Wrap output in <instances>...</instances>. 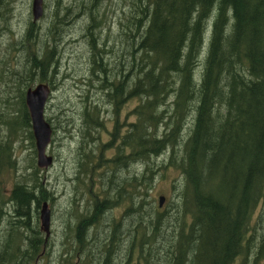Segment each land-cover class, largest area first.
Segmentation results:
<instances>
[{
    "label": "trees",
    "instance_id": "obj_1",
    "mask_svg": "<svg viewBox=\"0 0 264 264\" xmlns=\"http://www.w3.org/2000/svg\"><path fill=\"white\" fill-rule=\"evenodd\" d=\"M9 1L0 0V5L8 7ZM55 1L60 17L55 8L51 19L61 21L64 34L69 31L64 27L85 16L83 37L90 52L89 73L73 86L77 95L85 93L82 113L76 121L62 113L66 135L55 139L53 127L50 136L49 146L58 139L67 142L61 149L65 154L70 148L73 166V173L65 175L71 178L66 201L56 210L65 224L60 248L67 256L61 263L108 264L121 222L122 264L264 260V0H116L114 17L107 15L105 0ZM36 22L29 18L19 42L6 46L8 53L26 52L27 80L19 112L0 114L6 131L0 134V175L17 168L11 142L19 126L33 150L24 165L31 173L13 174L9 188L0 179V264H38L43 202L55 221V196L37 175L23 100L26 88L36 82L47 84L51 94L60 58L54 45L41 43ZM95 87L103 102L87 103ZM104 115L112 126L109 139L96 131ZM51 117L45 118L50 124ZM93 147L112 150L104 159L99 155L106 164L93 165ZM55 153L51 149V166ZM166 166L179 169L183 178L178 187L172 183L174 199L158 207L147 198ZM113 210L120 212V220L98 222L101 211L114 216ZM91 225L95 229L90 232ZM99 228L106 230L103 260L93 253Z\"/></svg>",
    "mask_w": 264,
    "mask_h": 264
},
{
    "label": "rangeland",
    "instance_id": "obj_2",
    "mask_svg": "<svg viewBox=\"0 0 264 264\" xmlns=\"http://www.w3.org/2000/svg\"><path fill=\"white\" fill-rule=\"evenodd\" d=\"M31 1L32 0H10L9 2H7L8 7L0 5V114H3L4 117L19 112V95L21 94V89L24 88L23 79L27 80V76H25L26 74L24 71L25 63L27 61L26 52L10 51V53H8L6 46H12L15 41L19 42V38H21V35L24 34L27 28L25 27L27 25V21L29 20V18L33 19L31 15ZM59 1L60 3L74 2V0ZM42 2L43 15L37 20L35 25L36 27L40 28L39 34L41 33V43L54 45L55 56L57 53L60 58V66L58 67V71L56 70L57 74L54 78V83H56V85L51 91L49 98L47 99V103L43 112L45 118L46 115H51L53 117H51V124L49 122L48 123L50 124V126L52 125L51 128H55L57 136L55 135L54 137L55 139H57L66 135V132H64L66 127V121L62 119V117H64L62 116V113H66L68 117L75 118V121L82 113L84 102L83 98L85 97V93L77 95L73 86L77 84L79 85L82 79H85L84 77L89 73L90 52H88L89 49L88 45L86 44L85 37H83V31L85 29L84 24L87 23V20L85 16L80 17V19L78 21L76 20L73 24H71L70 27H64V23H62V26L64 28L69 29L68 33L66 32L67 34H64V32H62V28L59 26L61 21L56 22V19H51V17H53V12L56 8V1L42 0ZM104 4H107L106 11L108 16L114 17L118 13L116 0H105ZM58 12L59 9L56 8V13L59 16ZM74 12H76V10L70 12L67 17V20H69V17H71ZM67 20L66 22H68ZM119 30L120 28H116L115 33L118 34ZM47 32H49L50 36L47 34ZM106 32L107 30L105 27L102 29L101 36H106ZM63 35L66 41L64 42V44L62 43ZM70 39L76 41H69ZM31 44L32 42H30V45ZM21 48H24L23 45L20 46V49ZM54 75L51 77H54ZM62 75L63 77L61 79ZM94 80L96 79L94 78ZM37 83L38 82H36L35 84ZM95 84H97V82H95ZM88 96L89 97L87 98V103H89V100H91V102L93 103L103 102V99L99 98L102 96V93L99 89H96V87L93 89H89ZM69 105H71V107H69ZM132 105V101H130L128 105L124 108V113H126ZM59 108L61 109L59 110ZM120 111L121 113H119V119L121 120L122 109H120ZM99 118L102 119L100 115ZM104 119L106 120L101 126V135L103 139H109L108 134L110 133L112 126L109 122V117L107 115H104L103 120ZM4 132L6 131H3L0 127V134ZM24 132V128L22 126H19L13 138V140L15 141L11 142V144H16L15 149L12 151L13 154L16 153V155H18L17 168L9 169L7 172H4L2 175H0V179L2 180V182H6L8 184V187L6 188H9L12 185L13 181L11 183L10 181L11 178L14 177L13 174H16L15 176L19 178L25 174H29V172H32L27 167H24V165L26 166L29 162H31L33 150L32 146L24 138ZM65 145H67V142L58 139L56 141V145L53 144V146H49L46 149L49 155L51 149L53 150V152L54 150H56L55 158L56 156L57 158L58 156H62L59 160H62L63 164L60 165V163L57 161L58 163L56 165L55 161L58 160L56 158L54 164L52 166L50 165L51 167H48L46 169H42L39 167L37 173V175H39L41 178V182L44 183V187L46 188V190L48 192H52L53 196H55V198H53L55 203V205L53 206V211L55 212V221L53 222V214L51 211V223H49L51 230H56L58 227V213L56 210L59 207L58 205L61 204V199H63H58L59 192L60 190H63L65 196L68 187V182L64 181L63 185H60L59 180L62 179L61 175L73 173V166L69 161L71 150L70 148H65L64 150H66V153L64 154L61 149ZM70 145L72 149L76 147L75 142ZM55 146L56 149H54ZM101 152L103 153L102 159H104L106 158V156H108L109 153L112 152V150H94L92 154L93 165H96L98 162L102 161L106 164L104 160L99 158ZM104 163L102 165H104ZM178 170L179 169H175L174 167L172 168L171 166H166L164 169H161L155 176L152 186V192L150 194L151 196L149 195L147 199L153 201L156 206L160 195H163L165 197L163 202L165 205L168 203L169 200L174 199L176 195L175 193L177 191H175V188L172 187V183L175 184L176 187H178L181 184L183 178L180 171ZM258 215L259 211L256 210L253 214L254 219H256ZM32 219L33 215L31 216V221ZM54 241L56 244L53 245V247L51 248L52 255L48 257V255L42 254L40 257L37 258L38 264H60V262L56 260V255L59 250V246L57 241ZM125 245V242H122V251L125 249ZM233 264H237V260ZM254 264H264V260L259 259Z\"/></svg>",
    "mask_w": 264,
    "mask_h": 264
},
{
    "label": "water",
    "instance_id": "obj_3",
    "mask_svg": "<svg viewBox=\"0 0 264 264\" xmlns=\"http://www.w3.org/2000/svg\"><path fill=\"white\" fill-rule=\"evenodd\" d=\"M31 15L33 21L38 20L43 15V2L42 0L31 1ZM47 84L38 83L34 87L26 88L25 92V105L28 110L31 123V130L35 142L37 165L40 168H48L53 161L51 155L47 153V148L51 142L52 128L44 117V108L50 94V89ZM165 197L159 196L158 207L162 206ZM40 228L45 232V236L50 233V208L47 202H43L39 209Z\"/></svg>",
    "mask_w": 264,
    "mask_h": 264
},
{
    "label": "flooded vegetation",
    "instance_id": "obj_4",
    "mask_svg": "<svg viewBox=\"0 0 264 264\" xmlns=\"http://www.w3.org/2000/svg\"><path fill=\"white\" fill-rule=\"evenodd\" d=\"M96 131L97 133H99V135L102 137V130H101V127H97L96 128ZM94 148V147H93ZM96 149H98L97 147H95ZM94 148V150H95ZM62 156H56V158L58 159V162L60 163V165H62V160H59ZM107 157V156H106ZM105 161V160H104ZM61 180H59V184L60 185H63L64 181L66 182H69V180L71 178L69 177H66L65 175H61ZM73 184V182H72ZM64 196V191L63 190H60L59 192V197L58 199H61L63 198ZM66 201V198L64 197V199H61V202L60 203H63ZM114 212V216H112L110 213H108V211H101V219L100 221H98L100 224L103 223V221L106 220V218H112V217H115L117 218V220H120L122 217H119L120 216V212L119 211H115L113 210ZM62 219H59L58 218V227L56 230H51L50 231V234L48 236H45L46 234L44 233L43 235V248H42V252H41V255L42 254H45V255H48V257H50L52 254L51 252H49V250L51 249V245L53 244V242H55L54 240L57 241L58 243V252H57V255H56V260L59 261L60 263L62 262L63 258L67 255H64L62 254L61 252V248L62 246H65V242L63 241V237H64V223L61 221ZM111 226H113L112 224H110L108 227L110 228ZM95 229V227L93 225H91V228L89 229V231H93ZM97 232L95 233L96 236H95V245L93 246L94 247V251L93 252L95 255L101 257L100 259L103 260V257H104V251H100V246L106 242V239H105V232L106 230H102L101 231V228L99 229H96ZM122 222L120 224V228H119V231L117 232V235H116V239H115V244L113 245V249L111 251H108V254H107V257L108 258V264H111V258L113 256V259H112V264H122ZM48 250V251H47ZM48 253V254H47ZM40 257V256H39ZM37 260V259H36ZM36 260L34 262H36ZM63 264V263H61ZM74 264H78V260L74 259ZM101 264H104L103 261L101 262Z\"/></svg>",
    "mask_w": 264,
    "mask_h": 264
}]
</instances>
